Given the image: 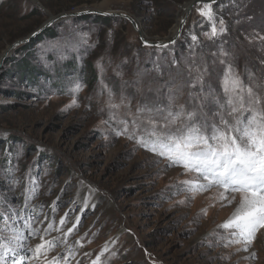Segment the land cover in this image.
<instances>
[{
	"label": "rangeland",
	"instance_id": "1",
	"mask_svg": "<svg viewBox=\"0 0 264 264\" xmlns=\"http://www.w3.org/2000/svg\"><path fill=\"white\" fill-rule=\"evenodd\" d=\"M194 1L0 0V229L11 246L25 245L15 254L27 257L22 264H264L259 233L249 252L223 246L218 226L234 203L215 201L221 189L186 190L182 182L196 173L137 143L155 139L148 111H137L145 105L157 131L181 105L196 123L219 124L216 113L230 111L229 65L243 85H264V0L212 3L217 31L220 19L226 31L211 39L198 2L164 48L146 46L128 20L108 15L125 14L145 40L166 41ZM28 218L39 234H29ZM39 244L37 259L27 249ZM251 251L255 260L245 258Z\"/></svg>",
	"mask_w": 264,
	"mask_h": 264
},
{
	"label": "snow or ice",
	"instance_id": "2",
	"mask_svg": "<svg viewBox=\"0 0 264 264\" xmlns=\"http://www.w3.org/2000/svg\"><path fill=\"white\" fill-rule=\"evenodd\" d=\"M214 2L215 0H210L199 9L200 15L211 21L210 39L226 31L223 19H220L219 32L217 31L212 11ZM192 39L195 41L197 37L192 36ZM260 39L264 40V37ZM144 43L146 46H152L146 40ZM167 46L166 44L155 45L160 48ZM200 79L202 77L197 78L198 81ZM223 83L225 93L228 94L223 107L230 108V111H227L226 115L216 113L219 124L215 121L210 125L198 124L195 122L196 113H185L181 105L180 111L175 114L169 108L162 118L160 130L157 131L158 121L151 115L152 110L145 105L137 111H148V123L153 125L151 135L155 139H140L137 143L147 151L165 157L169 161L168 166L179 165L186 173H196V180L182 182L186 190L205 192L214 187L221 189L214 197L221 207L233 204L236 201V194H239L240 199L235 210L223 224L218 226L227 232V235L221 236L220 239L226 241L224 247L239 244L241 247L236 249L237 251L249 252L258 239V233L264 236V96L259 92L264 85L257 84L256 90L243 85L231 65L228 66ZM161 111V109H155L157 115ZM244 113H250V115L245 118ZM181 117H184V121L172 130V126L176 125ZM209 128L211 132L206 135L205 132ZM127 133L128 129L125 127L123 133L116 134L119 136ZM134 136L135 131L128 134L129 139ZM85 207H87V201H85ZM67 218L69 213H65V217L61 218V224L66 223ZM32 219H26L25 224L29 228V234L35 236L39 234V229L32 228ZM79 222L77 218L76 223L79 224ZM5 224L7 225V219ZM51 227L50 224L45 231L50 230ZM72 230L69 228L68 232ZM2 233L3 229H0V240L5 241L0 243V264H8L10 254L14 256L11 264H22L27 257L18 256L17 258L15 254L18 248H24L25 245L17 243L16 246H11L9 238ZM21 239L22 236L19 234L12 237V240L17 242ZM46 243L49 249L54 246L50 241ZM43 249L44 244H39L35 249L28 248L27 251L32 252L34 257L39 259L40 256L45 255ZM99 258L98 256L97 261ZM245 258L255 260L257 253L251 251ZM93 264H96V261H93Z\"/></svg>",
	"mask_w": 264,
	"mask_h": 264
},
{
	"label": "water",
	"instance_id": "3",
	"mask_svg": "<svg viewBox=\"0 0 264 264\" xmlns=\"http://www.w3.org/2000/svg\"><path fill=\"white\" fill-rule=\"evenodd\" d=\"M216 1H220V0H215V2H216ZM198 2H201V3L204 4V3H209L210 0H196V1H194V2L189 3V4L187 5L186 9H185V12H184L183 17L180 19V21H179V23H178L177 29H176L175 33L173 34V36H171V37H170L168 40H166V41H147V40H146V41L148 42V44H149V45H152L151 47H155V45H158V44H159V45H165V44H166V45H170V44H172L171 41H173V40H174V41H177V39H178V38L180 37V35H181L182 29H183V26H184V24H185V22H186V20H187V17L189 16V14H190V12H191L193 6H194L196 3H198ZM85 13L105 14V13H101V12H99V11H91V10L86 11ZM85 13H84V14H85ZM77 15L79 16V15H81V14H72V16H77ZM105 15H107V13H106ZM108 15H114V16L122 17V18L128 20V21L131 23V25L133 26L134 30L137 31V32L139 33V36H140V39H141L142 43H144L145 38H144V36H143V33H142L141 29L139 28L137 22H136L134 19L130 18L129 16H127V15H125V14H121V13H112V14H108ZM65 16H67V15H60V16H58V17H56V18H51V19H49V21H48L47 23H45V25H44L43 27H48V26H50L51 24L55 23L56 21H58V20H60V19H62V18H65ZM39 31H40V30H39ZM142 38H143V39H142ZM21 42H23V41L17 42V43H15L13 46L18 45V44H20ZM144 44H145V43H144ZM4 57H5V55L2 56L1 61L3 60Z\"/></svg>",
	"mask_w": 264,
	"mask_h": 264
},
{
	"label": "bare ground",
	"instance_id": "4",
	"mask_svg": "<svg viewBox=\"0 0 264 264\" xmlns=\"http://www.w3.org/2000/svg\"><path fill=\"white\" fill-rule=\"evenodd\" d=\"M187 5H188V4H187ZM187 5H186L185 7L182 8L183 14H182L181 17L179 18V21H180V19L183 17ZM179 21H178L177 24H176V29H177V26H178ZM172 36H173V35H172ZM239 199H240V197H239V195H238L237 200L234 202V205H233L234 208H233L232 212L235 210V207L237 206V204H238V202H239ZM262 237H263V240H264V236H262Z\"/></svg>",
	"mask_w": 264,
	"mask_h": 264
}]
</instances>
